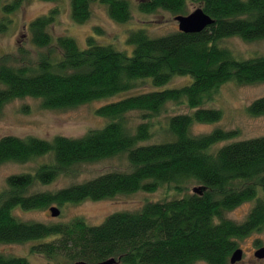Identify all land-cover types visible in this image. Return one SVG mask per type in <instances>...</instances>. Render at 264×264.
<instances>
[{
	"label": "trees",
	"instance_id": "16d2710c",
	"mask_svg": "<svg viewBox=\"0 0 264 264\" xmlns=\"http://www.w3.org/2000/svg\"><path fill=\"white\" fill-rule=\"evenodd\" d=\"M23 1L12 0L2 9L10 13ZM69 1L77 23L89 17L94 1L103 3L117 22L131 18L128 0ZM184 1L148 0L139 8L146 13L157 9L181 13ZM200 7L213 19L200 32L151 36L138 28L127 36L130 50L99 44L93 36L84 48L70 36L53 39L48 31L57 12L53 8L28 26L31 42L46 48L34 61L0 55V111L5 103L26 96L39 99L44 108L65 109L127 92L146 81L153 87L98 107L95 112L107 119L105 125L80 137L0 138V164L49 157L32 173L6 178L7 189L0 192V243L33 241L31 253L57 263L63 259L64 264L108 258L115 264H229L239 240L264 228V135L217 146L237 131L218 127L196 135L190 129L195 122L221 119L220 109L204 106L221 84L264 82V53L237 58L221 43L231 36L247 42L264 39V0H201ZM9 22L0 19V32ZM177 76L190 80L160 89ZM169 102L185 103L191 112L166 116V125L156 130L163 139L146 143L153 137L152 120ZM133 111L139 122L129 120ZM247 112L264 115V95L253 100ZM120 155H125L126 170H111L55 191L29 193L34 184H49L72 173L77 164ZM189 181L203 187L200 194L192 190L147 201L136 210L113 212L98 225L82 217L46 224L22 221L13 214L16 207L30 210L97 201L140 190L153 192L161 186L181 193ZM251 200L254 204L241 222L225 217ZM0 264L30 263L25 257L0 253Z\"/></svg>",
	"mask_w": 264,
	"mask_h": 264
},
{
	"label": "rangeland",
	"instance_id": "374dc122",
	"mask_svg": "<svg viewBox=\"0 0 264 264\" xmlns=\"http://www.w3.org/2000/svg\"><path fill=\"white\" fill-rule=\"evenodd\" d=\"M12 0H0V19L8 18L9 26L0 32V55L10 54L18 60H35L46 48L36 47L31 42L29 32L30 22L55 8L57 10L55 19L48 25V31L53 39L58 36H70L80 48H84L87 38L93 36L99 44H112L116 48L130 50L127 45L128 34L138 28L145 29L149 35L157 36L177 31L174 15L163 9L146 13L140 10V4L144 0H128L131 6V18L124 23L112 19L106 6L100 1L91 4V11L88 18L83 22H74L70 14L69 0H24L20 7L10 13H4L2 7ZM201 6V0H185L187 12ZM229 47L237 58H247L253 55L264 53V39L255 41H244L237 36L224 38L221 42ZM25 53V54H24ZM26 63V61L24 62ZM190 78L186 76L174 77L160 89L178 87L188 83ZM153 89L148 81L138 84L135 88L118 93L116 95L95 99L74 107L65 109L44 108L39 99L26 96L15 98L5 103L0 111V138L5 135L18 137L36 136L43 139H51L55 135L68 137H80L91 129H97L105 125L107 119L96 114V109L101 105L115 101L128 95L137 94ZM264 95V82L239 85L228 81L221 84L212 92L209 100L204 102L205 107H215L221 110L222 117L217 122L205 123L195 122L191 125V133L204 134L215 128L236 130L237 133L230 139L218 143L217 146L253 137L264 135V115L251 116L247 112V106L256 98ZM185 103L169 102L165 111L154 118L153 137L146 143H153L163 139L164 135L156 130L166 125V116L178 113H189ZM131 123L140 121L137 112L128 115ZM216 146V147H217ZM49 160V157L42 156L27 162L8 161L0 164V192L7 189L6 178L12 174L32 173L42 162ZM127 161L125 155L105 158L95 162L80 163L74 166L70 174L59 175L49 184L36 183L29 193L37 191H55L70 184L93 178L99 174L111 170H126ZM185 189L177 193L172 187L161 186L153 192L136 191L130 194H120L112 198L102 200H84L78 203H66L57 206L59 215L52 216L49 212V205L46 208L24 210L16 207L13 214L22 221H35L46 224L66 222L76 217H82L90 225L100 224L104 218L116 211L136 210L147 201H159L183 195V192H192V188L198 186L195 182L189 181L184 184ZM254 200L244 202L234 209L225 213V217L236 222L244 220ZM33 241L0 243V253L11 256L25 257L30 264H64L56 260H48L38 253H31ZM264 246V228L253 232L239 240V247L243 253L239 261L233 264H264L262 259L254 256L258 245ZM259 246V247H260ZM230 259V258H229ZM195 264H207L204 261H197ZM229 264L230 261H229Z\"/></svg>",
	"mask_w": 264,
	"mask_h": 264
},
{
	"label": "water",
	"instance_id": "95a60500",
	"mask_svg": "<svg viewBox=\"0 0 264 264\" xmlns=\"http://www.w3.org/2000/svg\"><path fill=\"white\" fill-rule=\"evenodd\" d=\"M175 19L178 22V29L179 31L185 32V33H195V32H200L202 29H204L207 25H210L213 23V19L207 15L201 7H198L191 11L187 15H177ZM201 189H203L202 186H196L192 190L193 192L196 193H201ZM49 212L52 216H57L60 213V210L57 206H50L49 207ZM242 249L241 248H236L231 256H230V263H236L239 261L242 257ZM254 256L258 259H262L264 261V246L258 247L255 252ZM116 260L114 258H108L103 261L95 262L92 264H115ZM72 264H89L84 261H76L73 262Z\"/></svg>",
	"mask_w": 264,
	"mask_h": 264
},
{
	"label": "flooded vegetation",
	"instance_id": "af4514ba",
	"mask_svg": "<svg viewBox=\"0 0 264 264\" xmlns=\"http://www.w3.org/2000/svg\"><path fill=\"white\" fill-rule=\"evenodd\" d=\"M126 1V0H125ZM145 2H147L148 0H144ZM163 10H167V11H169V12H171L173 15H174V20L176 21V27H177V29H178V22H177V20L175 19V17L177 16V15H187V14H189L190 12H187V10L185 9V1H184V7H183V11L181 12V13H174V12H172L171 10H169V9H163ZM179 30V29H178Z\"/></svg>",
	"mask_w": 264,
	"mask_h": 264
}]
</instances>
